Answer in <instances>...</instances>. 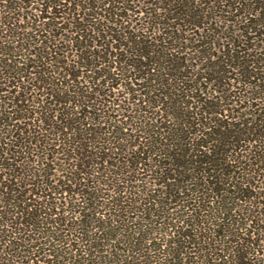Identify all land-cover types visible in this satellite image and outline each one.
<instances>
[{
	"label": "trees",
	"instance_id": "obj_1",
	"mask_svg": "<svg viewBox=\"0 0 264 264\" xmlns=\"http://www.w3.org/2000/svg\"><path fill=\"white\" fill-rule=\"evenodd\" d=\"M0 264H264V0H0Z\"/></svg>",
	"mask_w": 264,
	"mask_h": 264
}]
</instances>
